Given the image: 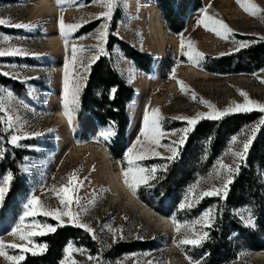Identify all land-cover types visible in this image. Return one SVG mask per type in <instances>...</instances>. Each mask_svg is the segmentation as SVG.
Segmentation results:
<instances>
[{
  "label": "rangeland",
  "instance_id": "obj_1",
  "mask_svg": "<svg viewBox=\"0 0 264 264\" xmlns=\"http://www.w3.org/2000/svg\"><path fill=\"white\" fill-rule=\"evenodd\" d=\"M37 1L0 0V19L8 20L12 24L24 23L36 25L31 30L15 28L7 24L0 25V37L9 38L7 43H0V47H19L27 53V55L0 57V73L9 72L12 74L11 76L0 74V93H2L0 94V106L3 107L0 117L10 115L13 117L14 123L13 129H8L6 123H0V148L6 149V155L0 159V175L12 174L10 169L12 161L15 162L13 166L19 173V181L17 182L14 195L8 196V191L3 202L0 203V241H3L5 244L20 242L10 234V231L18 217L22 214L23 205L26 203L27 198L31 196L39 198L46 208L62 207L58 199V196L62 195L59 193V188L61 185L67 183L69 174L75 173L82 181V186H78L74 194L75 197L79 198V203L74 201L69 207L72 212L79 213L81 223L87 224L93 229L96 239H93L92 235L83 228L73 226L82 230L83 235L88 236L90 240L88 246L90 247H79L76 243H72L73 247L84 249L85 251L83 254L81 252H73L71 260H75L77 264H96V261L88 259V256L91 255L98 257L102 261V264H138V262L139 264H149L150 261L154 262V264H189V260L185 259L187 256L185 251L182 252L173 242L174 237L178 241L183 236V230L177 234L174 232L173 227L174 234L168 237L128 210L120 209L119 206H111L110 200L113 194L108 189V175L104 168L101 167V164L84 166L85 164L82 161L67 160L65 143L68 141L65 140L66 128L65 126L59 128L56 123L57 117L51 118L50 116L51 113L55 116L57 109L63 114L64 64L66 60L69 61L72 76H75L79 72L81 76L87 79L90 68L84 71V69L79 67V63L88 65L90 62L89 58L97 55V50L94 46L98 41L95 37L101 30V25L105 23L108 26L109 35L103 44L104 54L106 53L105 49L109 38L114 37L134 51L146 54L152 58L149 71L144 72L139 70L135 63L124 55V52L118 45L113 47L111 53L116 72L135 91L133 99L125 109V114L129 118L130 123L122 158L121 160L114 157L110 159V162H113L112 165L116 173L121 178V164L119 162L123 160L127 149L140 136L141 128L144 126L145 107H143V104L148 95L149 112L151 109H159V114L165 118L160 122L161 128L165 131V136L161 139L162 144H168L178 139L177 136L169 135V132L188 126L186 121L174 119L175 117H193L197 113H207L210 111L206 104L200 103V100L211 103L217 110H224L230 105L244 103V97L240 95V92H245L249 99L258 103H264V83L261 82L264 81V67L257 70L251 66L242 64L236 69H230L236 73L222 74L221 72L212 71L216 67L212 61H209L212 58L238 52L234 50L236 44L233 41L248 42V45L264 41L261 39V37H264V22H262L260 17L248 15L236 0H200L201 3L199 5L195 0H177L174 9L177 15L184 20L185 26L183 31L175 34L163 20L155 0H125V3L114 8L111 19L96 18L101 12L106 11L98 0L97 2H93V0H77V3L74 5H66L63 12L57 7L55 0H50L59 10V17H62L66 24L82 25L68 38L66 48L65 42L59 34L60 18L58 24H56L54 20H48L49 18L47 17L41 19H36V16L31 17V14L35 13L33 8ZM253 2L260 9H264V0H253ZM194 6H199V9L194 10ZM202 10H206L207 14L213 16L215 19L223 20L233 30V34L229 39H221L213 32L207 31L203 25L198 24V20L201 19L203 14ZM158 21L162 27L161 36L166 39V45L162 50L159 44L161 43L159 34L157 33ZM90 24H96V27L89 33H83ZM112 26L115 27L114 32H110ZM155 33L158 35L156 38ZM51 37L60 38L63 56L55 55L56 51L54 47H50L49 44V38ZM80 37L84 38L80 39ZM181 37L184 38L186 44L188 40L193 41L196 50L204 54V59L200 61L199 66L189 62L187 56L181 54ZM73 45H76L78 48L82 46L87 49L78 52V64L75 68L71 65ZM94 62H91L90 67ZM57 68L62 69L63 75L61 79L56 76ZM187 68H191L196 73L202 74V76L190 79L186 84L182 83L186 89L185 92H182L181 84H178L177 81L182 82L183 79L179 78L178 75L182 70H186ZM217 70L220 69L218 68ZM12 76H16L17 78L14 79ZM72 76H70V79ZM86 79L81 81L83 87L85 86ZM2 80H9L11 83H9L10 85H4L2 84ZM13 82L19 85H12ZM172 82H175L177 88L174 92L169 93L167 92V88ZM153 84L159 85L154 96H152ZM9 92L11 93L10 96L8 95ZM193 94L196 99L192 98ZM155 99L159 103L153 106ZM79 112L80 103L71 125L72 134L73 136L75 135V141L73 138L72 141L75 145L91 144L94 147L99 146L109 152L107 148L114 142V130L112 129L114 135L108 142H104L103 140L97 142L95 137L104 128L99 127L96 130L93 118L87 114H83L78 118ZM252 112L259 111L254 110ZM235 113L240 112L230 114ZM259 113L261 116L256 121L244 126L236 134L232 135L223 147L219 148L208 167L204 168L201 166L203 164L201 162L205 159L208 151V142L202 138L195 140L194 153L196 160L201 161L195 162V167L205 172V175L194 174L196 178L188 182L179 191L178 203L176 205L173 204V200L163 202L164 206L167 204L175 206L176 209L172 212V215L175 213L179 221L191 222L205 209L215 205V202L220 200L217 197H206L199 204L194 205L191 210H178V205L183 200L189 186L198 184L196 191L199 192L219 183L214 176V173L218 169V161L222 159L224 163L231 164L233 160V157L227 151L232 146L231 138L237 136L239 140H244L245 134L250 131V126H255L259 119L264 117V113ZM202 120L204 119L199 120L198 123ZM10 133H27L30 138L22 139L19 141L20 146L12 147L8 145L6 139ZM32 133H42V135L32 136ZM140 138L143 140L142 136ZM137 150H142L139 145L137 146ZM156 150L161 153L162 157L170 155L163 147H159ZM141 163L152 166L163 164L165 161L161 157H150ZM255 176L262 191L260 204L249 206L246 201L243 206H249L256 212H259L261 209V213H264V167L256 169ZM12 181L13 178L10 182L9 190ZM53 189H56V191H53ZM130 193L147 209L155 215L162 217V214L156 212L151 206L137 197V195H140L146 199L159 202L161 199H155L151 188L140 187L135 195L132 192ZM201 204H204L205 208L197 210ZM172 215H169L168 218L163 215V218L170 220L172 224L170 219ZM35 219L48 224H50L49 222H53L58 226V222L51 217L38 215ZM32 220V217H27L25 223L31 224ZM63 220L64 225L72 226L68 222L67 217H64ZM237 220L239 219L237 218ZM254 221V228H246L256 229L255 217ZM109 228L119 229L118 236H122L123 238L113 242V235L109 232ZM40 237L33 238L36 244H39L37 240ZM230 239L234 243L235 234H232ZM81 240L84 241V237ZM139 243L144 244L145 249H136L123 253L117 259L108 260L114 247H119L121 251L124 248L121 247L123 244L133 245L126 248H137V244ZM167 243L173 247L169 251L166 247ZM185 247L186 250L192 248L191 246ZM92 250L95 252L93 255L91 254ZM6 251L9 255L20 254L19 249H6ZM242 252L245 254L241 255ZM260 252H264V249L260 250ZM62 254L63 258L59 264H62V261L65 259L64 250ZM252 255H250V251L241 249L238 252L236 260L229 264H264L259 261H251ZM0 264H8V262L0 256Z\"/></svg>",
  "mask_w": 264,
  "mask_h": 264
},
{
  "label": "snow or ice",
  "instance_id": "obj_2",
  "mask_svg": "<svg viewBox=\"0 0 264 264\" xmlns=\"http://www.w3.org/2000/svg\"><path fill=\"white\" fill-rule=\"evenodd\" d=\"M55 2L57 7L61 10V12H63L66 5H74L77 3V0H55ZM93 2H97V0H93ZM98 2L106 9V11L101 12L96 18L100 19L103 17L111 19L114 8L125 3V0H98ZM236 2L248 15L260 17L262 22H264V9H260L258 5L253 2V0H236ZM202 13L201 19L198 20V24L203 25L207 31L213 32L221 39H229V37L233 34V30L223 20L215 19L213 16L208 15L206 10H202ZM6 24L11 27L23 28L26 30H31L36 27L35 24H12L8 20L0 19V25ZM81 26V24H66L63 21V18H60L59 34L61 39L64 40L66 48L68 38ZM108 35L109 32L107 24H102L101 30L95 37L98 41V43L94 46L97 50V55L89 58L90 62L88 65L79 63L80 68L87 71L90 68L91 62H94L100 55L104 54L103 44L106 42ZM83 38L84 37H80V39ZM261 39L264 40V37H261ZM8 41V37H0V43H7ZM233 42L236 44V48L234 49L235 51H239L241 48L248 46V42ZM180 47L181 54L187 56L189 62L199 66L200 61L204 59V54L196 50L193 41L188 40L186 44L184 38L181 37ZM85 50L87 49L82 46L79 48L76 45L72 46L71 65L74 68L78 64V52ZM20 55H27V53L19 47H0V57ZM0 74L5 76L12 75L9 72H3ZM70 76H72V73L70 72L69 61L66 60L64 64L62 110L69 126L72 125L74 114L78 111L79 94L83 87L81 81L86 79V77L81 76L79 72H77L75 76H72L71 79ZM12 78L15 79L17 77L12 76ZM261 82L264 83V81ZM177 83L181 84V91L185 92L186 89L182 82L177 81ZM112 91L114 93L115 89ZM8 95L10 96L11 93L9 92ZM240 95L244 97V103L242 104H234L224 110H217L211 103L200 100V103L206 104V106L210 109L209 112L197 113L193 117H175L174 119L186 121L188 126L169 132V135L177 136L178 139L171 141L168 144L161 143V139L165 136V131L161 128L160 122L165 118L159 114V109H151L150 112L146 109L144 114V126L141 128L140 136H138L136 142L127 149L124 153L123 160L119 162L121 164L120 175L125 187L134 195L140 187H154L155 185L153 182L159 179L158 173L166 172L168 164L179 156L180 148L185 144L188 133L194 129V126L199 120H218L223 116L234 112L247 113L256 110L264 113V103H258L249 99L247 93L245 92H240ZM192 98L196 99L194 94ZM0 112H3L2 106H0ZM0 123H6L8 129L14 128L13 117L10 115L0 117ZM261 126H264V117H261L255 126H250V131L245 134L244 140H239L237 136H233L231 138L232 146L229 147L227 151L228 154L233 157V160L231 164L224 163L222 159L218 161V169L214 173V176L219 183L199 192L196 191L198 184L189 186L183 200L178 205L179 211L185 209L191 210L194 205L199 204L200 201L206 197H217L220 200L227 199L230 186L234 182L235 176L239 174L243 162L246 160L247 153L254 139L255 133ZM31 135L39 136L42 135V133H32ZM113 135L114 132L112 130V125L110 124L107 128L101 129L95 139L97 142H100L101 140L108 142ZM141 136L143 137V140H141ZM27 138H30L27 133H10L9 136L6 137L8 145H11L12 147L20 146L19 141ZM138 145L142 150H137ZM159 147L165 148L170 155L162 157L161 153L156 150ZM5 155L6 149L0 148V159L4 158ZM150 157H161L165 163L152 166H147L141 163ZM12 178L11 173L0 175V203L3 202L7 192L9 191V185ZM78 186H82V181L75 173L69 174L67 177V183L61 185L59 188V193L62 195H59L58 199L59 204L62 207L46 208L39 198L35 196L27 198L26 203L23 205L22 214L18 217L10 231V234L20 242L5 244L3 241H0V256H2L8 264H21V262L25 260L24 254L30 252L32 255H39L47 250L46 244H36L33 238L55 232L56 226L37 221L35 218L38 215L53 218L58 222V226H63V218L67 217L68 222L71 223L72 226L83 228L86 232L92 235L93 239H96L93 229L87 224L80 222L79 213H74L70 210L69 206L74 201L79 203V198L74 195ZM53 191H56V189H53ZM219 211L220 209H218L217 206H210L191 222L179 221L177 219V215L174 213L170 217L174 227V232L179 234L183 230V236L178 241L174 237L173 242L182 252L186 251L185 246H191L192 248L201 247L203 243L210 238V230L215 227ZM233 214L240 220L243 226L250 228L255 227L254 216L249 206L233 209ZM27 217L33 218L31 224L25 223ZM108 230L113 235V242L117 239L123 238L122 236H118V233L120 232L119 229L109 228ZM6 249H19L20 254L9 255ZM84 251V249L73 247L72 243L69 242L64 249L65 259L62 261V264H77L75 260H71L72 253L81 252L83 254ZM244 254L245 253L243 252L241 253V255ZM88 259L90 261H96V264H102V261L96 256L89 255ZM185 259L189 260V264H199V262L194 261L190 256H186ZM149 264H154V262L150 261Z\"/></svg>",
  "mask_w": 264,
  "mask_h": 264
},
{
  "label": "trees",
  "instance_id": "obj_3",
  "mask_svg": "<svg viewBox=\"0 0 264 264\" xmlns=\"http://www.w3.org/2000/svg\"><path fill=\"white\" fill-rule=\"evenodd\" d=\"M162 14L163 20L168 28L175 34L183 31L185 22L177 15L174 5L177 0H155ZM199 5L200 0H195ZM194 10L199 6H194ZM96 27V24H90L83 31L89 33ZM115 27L110 28V32H114ZM118 45L124 52V55L132 60L136 67L144 72L149 71L152 58L146 54L134 51L127 47L122 41L112 37L109 38L105 54L93 63L90 67L89 74L85 81V86L80 94V112L78 118L87 114L100 128H107L110 124L115 132L113 144L108 146L109 153L118 160H121L123 151L126 146V134L129 127V118L125 114L126 106L130 103L135 95L132 87L128 86L121 76L116 72L114 62L111 57L113 47ZM215 65L214 72L222 74H232L240 65L251 66L255 69L264 67V41L252 43L246 48L239 50L234 54H229L217 58L209 59ZM220 70H217V69ZM9 80H2V84L10 85ZM12 85H19L13 82ZM113 89L115 92L113 93ZM261 114L259 112L235 113L222 117L218 120L204 119L194 126V129L188 135L187 140L179 152V156L168 164L166 172H159V179L154 181L152 193L155 199H161L159 202L146 199L140 195L137 197L151 206L156 212L169 216L176 209L170 204L163 205L166 200H173V204L178 203L179 191L193 181L196 175L203 176L205 172L195 167L196 160L195 140L202 138L208 142V151L205 159L202 160V167H208L219 148L236 134L244 126L256 121ZM96 125V126H97ZM11 172L13 181L8 196L14 195L17 182L19 181V173L14 168V161L11 162ZM264 167V126H261L256 132L255 137L250 145L246 160L240 169L238 175L235 176L234 182L230 186V190L226 200H217L215 206L220 211L217 214L215 227L210 230V238L206 240L201 247L189 248L185 251L199 264H229L236 260L238 252L241 249L255 253L264 249V213L256 212L252 209L253 216L256 220V229H249L240 223L233 215V209L245 205L246 201L249 206L260 204V195L262 193L258 179L255 176V170ZM24 185V184H23ZM24 188V186H23ZM201 210L205 208L204 204L198 206ZM199 212V211H198ZM179 214V213H178ZM168 218V217H167ZM51 225L56 226V231L41 236L37 243L46 244L47 250L39 255L25 254V260L21 264H59L63 258V250L71 243H76L79 247H90L88 236L83 235L82 230L73 226L64 225L57 226L53 222ZM235 234V242L232 243L230 237ZM84 237V241L81 240ZM133 245H121L124 247L121 251L119 247L111 250L109 259H117L123 253H128L136 249H145L144 244H137V248H126ZM118 248V251H117ZM114 253H116L114 255ZM257 253V252H256ZM91 254H95L92 250ZM114 261V260H111Z\"/></svg>",
  "mask_w": 264,
  "mask_h": 264
},
{
  "label": "bare ground",
  "instance_id": "obj_4",
  "mask_svg": "<svg viewBox=\"0 0 264 264\" xmlns=\"http://www.w3.org/2000/svg\"><path fill=\"white\" fill-rule=\"evenodd\" d=\"M33 10L35 11V13L31 14L32 18L35 16L37 17L36 19L47 17L49 18L48 20H54L56 24H58V21L60 18L59 17L60 12L55 7V5L52 4L50 0H38L37 3L34 5ZM161 32H162V27L160 25V22L158 21V32L157 33L159 34V39L161 42L159 44L162 50V48L166 45V39H164L161 36ZM156 37H158V35L155 33V38ZM49 41H50L49 43L50 47H54V50L56 51L55 55L56 56L62 55V49H61L62 45H61L60 38L51 37L49 38ZM56 72H57L56 74L57 78L61 79V76L63 75L62 69L57 68ZM200 75L202 76V74L196 73L191 68H187L186 70H182L178 76L179 78L181 77L183 79L182 83L186 84L187 81H189L190 79L196 78ZM156 84H153L152 86V91H153L152 96L155 95V91L159 88V85H156ZM145 86H148V85H145ZM176 88H177V85L175 84V82H172L171 85H169V87L167 88L168 89L167 92L169 93L174 92ZM158 103L159 101L155 99L153 106H156ZM143 107H145V110L146 109L150 110L149 95L144 100ZM55 117H57L58 119L56 120L58 127L63 128L65 126L66 128L65 129V140L68 141L67 143H65L66 151H67V155H66L67 160L68 161L75 160V162L76 160L82 161L85 164L84 166H89L92 164H96V165L101 164V167L104 168L106 174L108 175L107 177L108 178L107 179L108 189L113 194V197L110 200L111 206H119L120 209L128 210L133 215H136L138 218L147 222L149 225H151L154 229H156L161 234L171 237V234H174V233H173V226L170 220L163 218V216L161 217V216L155 215L153 212L147 209L144 205L138 202L136 198L132 196V194L126 189L125 185L121 181L119 174L116 173V170L112 165L113 162L112 163L110 162V159H112V157L110 156L111 154L108 151H105L103 148L99 146L94 147L91 144L76 146L75 143L72 141V138H73L72 137L73 134L71 130L72 126H69L66 118L63 116V114L58 109H57V113H55ZM256 252L255 254L254 253L250 254V255L253 254L252 257L250 258L251 261L253 260L256 262L259 261V262L264 263V252H260V253L259 251H256Z\"/></svg>",
  "mask_w": 264,
  "mask_h": 264
}]
</instances>
